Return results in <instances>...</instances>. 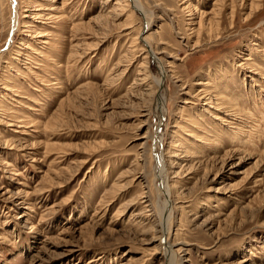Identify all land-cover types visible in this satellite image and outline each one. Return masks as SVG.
<instances>
[{"label":"rangeland","instance_id":"obj_1","mask_svg":"<svg viewBox=\"0 0 264 264\" xmlns=\"http://www.w3.org/2000/svg\"><path fill=\"white\" fill-rule=\"evenodd\" d=\"M51 1L0 0V264H264V0Z\"/></svg>","mask_w":264,"mask_h":264},{"label":"bare ground","instance_id":"obj_2","mask_svg":"<svg viewBox=\"0 0 264 264\" xmlns=\"http://www.w3.org/2000/svg\"><path fill=\"white\" fill-rule=\"evenodd\" d=\"M59 1V0H58ZM128 2V3H127ZM51 4H49V6H50V8H49V10H47V11H51L52 12V17L53 16H55V15H57L58 14V12H60L59 10L61 9V8H63V6L65 5V3H63V0H60V3H59V5H57L58 3L56 2V0H52L51 2H50ZM129 7H131V10L132 11H136V12H138V13H140L141 14V16H142V18L145 20V22H146V30L148 31V30H150V22H149V19H147V13H146V11H144V9H143V7H142V5H141V3L138 1V0H126V2H125ZM58 6V7H57ZM188 9H190V11H196L197 10V7H196V5H194V4H191V3H189L188 4ZM58 11V12H57ZM197 13H198V11H196ZM15 13V12H14ZM131 13H133V12H131ZM31 14H33L32 16H36V15H38L39 16V14H40V12L38 13V12H36V13H31ZM149 14V13H148ZM199 14V18H198V23H197V25H198V27L200 26V28L203 26V24H202V19L203 18H207V16L209 15V14H206V13H204L203 11H201V12H199L198 13ZM25 15V14H24ZM30 15V14H29ZM28 15V16H29ZM24 17V16H23ZM22 17V18H23ZM59 17V19H62V20H66L68 17L67 16H65L64 14H60V16H58ZM40 18H41V16H40ZM148 18H149V15H148ZM32 19V18H31ZM42 19V18H41ZM34 20V19H33ZM148 20V21H147ZM193 20L194 19H190V23L189 24H191L190 26H194L195 24L193 23ZM204 21H205V19H204ZM207 21V20H206ZM24 23V22H23ZM19 24V23H18ZM25 24H27L26 26H23L25 29V32H33V30H32V27H33V25L31 26L30 24V22L28 21V22H25ZM17 27V25H15V28ZM13 28V27H12ZM129 28V27H128ZM199 28V29H200ZM206 28V27H205ZM191 30L193 31V32H195L196 30H195V28L194 27H192L191 28ZM35 31V30H34ZM191 31V32H192ZM131 33V32H130ZM152 33H154V40L153 41H155V43L156 44H161V36L163 35V34H159V33H157V31H153ZM197 33H199L198 31H197ZM196 33V34H197ZM193 35V34H192ZM209 35V34H208ZM139 36V35H138ZM137 36V37H138ZM37 37H40V36H37ZM160 37V38H159ZM216 38H217V36H215ZM138 39H139V37H138ZM135 40L136 39H133L132 40V42H134L135 43ZM216 40V39H215ZM197 42V41H196ZM196 42H195V44H196ZM10 43V42H9ZM44 43V42H43ZM42 43V44H43ZM140 43L142 44L141 46H145L144 47V50H145V56L146 57H148L149 59H152L153 61H154V63H155V65H156V69H157V72H158V77L157 78H154L153 79V81H151V82H148V78H147V71H146V69H144V71H143V73L141 74V75H139L138 73L139 72H141V71H139L138 73H137V77H139V79H137V78H135L134 79V83L133 84H135L136 85V83H138L137 81H142L141 83H138L137 85L138 86H140V85H144V84H146L147 85V87L148 88H151L152 89V92L154 91V94H153V100H154V105H155V109H156V111L157 110H159V112H160V114H161V112H163V114L165 113V101H166V98H165V96H163L160 92H161V90L163 89V87H164V82L166 81V80H168L169 78H174L175 76H176V78L178 79V77H177V74H175V72L173 71V72H171V71H169V68H171V66H168V64L167 63H165V61L161 58V57H159V55L157 54V52L152 48V46H151V44L149 43V42H147V40L145 39V38H142L141 40H140ZM20 44V43H19ZM46 44V43H45ZM194 44V45H195ZM23 45V44H22ZM25 48H26V46H25ZM32 52V51H31ZM142 53V52H141ZM38 54V53H37ZM245 64L246 65H250V64H248V61H249V59L248 58H246L245 60ZM143 62V61H142ZM145 63V62H144ZM243 63V62H242ZM141 64V63H140ZM244 66V65H243ZM140 67H142V66H140ZM256 71V70H255ZM251 73H253V74H255V72L254 71H252ZM261 75H263V74H261ZM263 78H264V76H262ZM262 78V79H263ZM137 86V87H138ZM202 86V85H201ZM201 94H203V92H201ZM200 94V95H201ZM205 97L203 96V98L202 99H204ZM168 100V99H167ZM228 100V99H227ZM226 100V101H227ZM167 102V101H166ZM210 104H211V101L209 100V101H206L203 105L204 106H206V105H208V106H210ZM232 104V103H231ZM216 105H220V104H218V103H216L215 104V106ZM207 106V107H208ZM211 107V106H210ZM162 108H163V110H162ZM212 108V107H211ZM219 109L220 108H217V109H215V111H219ZM207 111L208 110H210L209 108L208 109H206ZM209 112V111H208ZM150 113V112H149ZM210 113V112H209ZM167 114V113H166ZM210 116L212 117V119L213 120H219V118L217 117V115L216 114H213V115H211L210 114ZM149 117V116H148ZM145 118V117H144ZM162 118V117H161ZM162 120V119H161ZM17 123H19V122H17ZM6 125H7V127H13V124H11V122H8V123H6ZM15 126V125H14ZM190 136V134H186V136ZM156 142H157V145H159L160 144V142H161V137H159L158 138V140L156 139ZM16 144V143H15ZM5 146V145H4ZM186 152L185 153H187V152H189V151H187V150H185ZM158 164H160V166H161V164H162V159H160L159 158V161H158ZM161 168V167H160ZM159 175H160V179L162 180V177H163V170H162V168H161V170H160V173H159ZM163 185V186H162ZM160 184V188H161V190H162V195L164 196V198H165V200L166 201H164V203H163V207H162V210H161V213H160V225H161V231H162V233H166L167 231H168V228L169 227H167V221L170 219V217H171V213H172V206H171V201H170V192L168 191V187L166 186V184L164 183V184ZM167 203V204H166ZM168 203H169V206H171V208L168 210L167 209V206H168ZM29 204V203H28ZM158 212H159V210H158ZM159 215V214H158ZM153 217V216H152ZM154 220V219H153ZM169 226V225H168ZM157 233V232H156ZM161 237V236H160ZM163 238V237H162ZM164 248L162 249L163 250V256H164V260L166 261V263L165 264H170L171 263V261H170V258H171V253H170V251H171V246L168 244V243H165L164 244V246H163ZM173 254H175V253H173ZM175 258V257H174ZM174 261V260H173ZM172 261V262H173ZM174 263V262H173Z\"/></svg>","mask_w":264,"mask_h":264}]
</instances>
